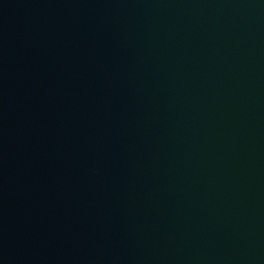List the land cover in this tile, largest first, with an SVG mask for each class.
I'll return each instance as SVG.
<instances>
[{
    "label": "water",
    "instance_id": "1",
    "mask_svg": "<svg viewBox=\"0 0 264 264\" xmlns=\"http://www.w3.org/2000/svg\"><path fill=\"white\" fill-rule=\"evenodd\" d=\"M0 264H264V0H0Z\"/></svg>",
    "mask_w": 264,
    "mask_h": 264
}]
</instances>
